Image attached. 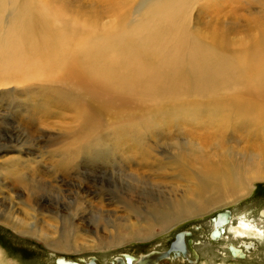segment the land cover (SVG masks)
I'll return each mask as SVG.
<instances>
[{"label":"rangeland","instance_id":"rangeland-1","mask_svg":"<svg viewBox=\"0 0 264 264\" xmlns=\"http://www.w3.org/2000/svg\"><path fill=\"white\" fill-rule=\"evenodd\" d=\"M25 7L53 29L91 32L97 39L111 32L109 40L132 32L133 41L115 53L152 58L163 85L126 110L133 121L106 107L107 129L99 145L78 150L74 164L62 172L58 164L79 136L77 107L81 113L88 107L84 98L64 77H0V264H57L59 257L112 264L125 254L139 259L163 253L180 232L191 233L185 242L192 239L197 259L171 256L161 264H264V224L259 237L247 238L245 244L253 246L240 258H232L227 245L242 239L227 232L224 239L209 238L211 219L220 211H231L233 227L239 219L264 220V180H246L252 170L264 173L258 167L264 140L249 135L255 127L250 118L237 123L230 115L238 114L237 100L250 102L251 96L242 80L222 74L205 89L199 86L188 57L197 49L222 60L250 50L264 34V0H0V35L14 27ZM116 23L120 26L110 30ZM118 47L107 43L103 48L109 52L98 54L96 62H111L106 55L118 56ZM186 109L194 119L170 116ZM206 116L210 121L200 124L198 118ZM205 164H214L216 185L202 182L214 171L203 172ZM17 176L23 185H14ZM226 179L235 187L249 182L233 199ZM149 200L162 208L149 210ZM206 204L204 212L179 214ZM166 217L172 220L162 225Z\"/></svg>","mask_w":264,"mask_h":264},{"label":"bare ground","instance_id":"bare-ground-1","mask_svg":"<svg viewBox=\"0 0 264 264\" xmlns=\"http://www.w3.org/2000/svg\"><path fill=\"white\" fill-rule=\"evenodd\" d=\"M167 8L171 13L174 12L170 6H167ZM35 14L38 15L31 8H22L18 17L11 24H14V27L7 30L5 34L0 35V77L10 80L32 78L39 74L53 76L54 78H58V80H63L62 77H64L65 80L72 83L73 92L76 95H80L81 99L84 98L82 102L88 105L87 110L81 113L82 109L77 107L81 120L79 122V136L73 138L71 146L67 149L66 159L61 160L58 164L60 170L63 172L68 170L69 165L74 164L78 150L82 152L100 143L96 142L106 128L104 118L105 108L108 106L113 108L114 106L120 110L118 118L124 119L126 122L133 121L128 119L126 110L134 109L130 107L140 105L142 101L146 100L147 96H154L158 93V90L163 85V77L158 72L162 71L161 67L150 64L152 58L144 60L130 59L126 56L121 57L118 55L119 53H115L125 46L128 47V44L133 41L136 35H132V32L131 34L127 32L131 36H128L126 39L114 38L109 40L111 32L97 39L91 32L80 33L77 31H67L66 29L63 31L61 28L53 29L36 17ZM119 23L109 25L110 30L119 27ZM113 36L115 37V35ZM120 39L124 41L125 45L119 42ZM107 43L118 44L119 47L114 51L115 55L118 56L111 58L106 55L111 62H96L98 54L102 55L109 52L104 51L103 48ZM250 48V50L232 53L229 58H223V60L201 49L190 52L191 54L188 57L191 60L190 69L192 74L199 86H202L204 89L208 87L210 81L213 80L212 78L218 74H222L230 80L237 78L243 81L246 90L251 96V100L250 102L237 100L239 103L233 104V106L237 108L238 114L232 110L230 115L232 118H235L237 123L244 122L250 118V121L254 122L255 127L249 135L257 134L261 137L260 141H262L264 140V137H262L264 135V34L258 40H254ZM178 68H180V65ZM175 82L176 76L174 75L172 84L170 83L171 86ZM195 111L200 113L202 109L197 108ZM216 114L223 115L221 111H217ZM170 116L182 117L183 119H194L195 117L191 109H186L183 113L174 111ZM177 120L174 122H177ZM206 120L210 121V117L198 118L200 124ZM257 145L260 144L258 143ZM253 161L254 158L253 160L249 158L248 164L252 165ZM203 166V172H207V170L214 171L206 173L208 176L204 175L206 179L202 182L205 185L209 182L212 185H216L217 171L213 167L214 164H205ZM260 166L264 167V159H261V162L258 164V167ZM249 176L246 180H264V173L260 170H252ZM228 180H225V184L229 186L227 187V196L233 199L236 198L239 190L245 191L249 182L243 188V186L235 187V181L230 182ZM13 183L15 186L24 184L18 176L14 178ZM32 188L33 185L25 186V189L28 191ZM153 202L150 200L147 202L149 210L162 208L157 205L158 201ZM207 206L208 204L200 205L193 212H179V214L188 216L191 213H201L208 209ZM32 211H35V209ZM223 212H218L211 219L212 229L209 233V238L211 241H218L224 239L227 232L231 234L234 240L238 241L242 239L237 246L233 243L227 245L232 258H240L243 255V250H248L253 246L251 243L245 244V241L248 240V237H259L261 233L260 225L264 224V220L260 219L248 223L243 219H239L237 227H233L231 224L235 216L231 215V211H228V215L223 217ZM7 215L9 216L10 212L7 214L2 213L5 219ZM180 215L176 213L175 216L180 217ZM261 217H264V212ZM171 220L172 217H166V219L162 220V225H167ZM17 224L23 228L25 226L23 220H19ZM179 235H182L183 246L170 244L169 248L164 251L166 253L165 257L161 256L162 253L156 252L157 255L149 256V260H144L148 253L139 257V259L125 254L115 258L112 264H161L171 256L181 258L186 257L187 254L197 259V255L191 248L193 244L192 239H188L185 242V237H189L191 233L180 232L176 237ZM63 259L66 262H77L79 264H87L90 260H93L92 257L88 261L76 258ZM95 262L96 264H101L96 258Z\"/></svg>","mask_w":264,"mask_h":264},{"label":"water","instance_id":"water-1","mask_svg":"<svg viewBox=\"0 0 264 264\" xmlns=\"http://www.w3.org/2000/svg\"><path fill=\"white\" fill-rule=\"evenodd\" d=\"M226 215H224V213H223V217H225ZM224 220V219H223ZM182 235H179V236H177L176 237V239L174 240V242H173V245L174 246H177V245H180V246H183V243H182ZM166 253H162L161 254V256L162 257H165L166 255H165ZM154 255H157L156 254V251H151V252H149L148 254H147V257H145L144 258V260L146 259V260H149L150 259V257L151 256H154ZM150 256V257H149ZM93 258V260H90V262H88L87 264H96V262H95V258L94 257H92ZM56 262H57V264H79V263H77V262H66L65 261V259H63V257H59V258H57V260H56Z\"/></svg>","mask_w":264,"mask_h":264}]
</instances>
